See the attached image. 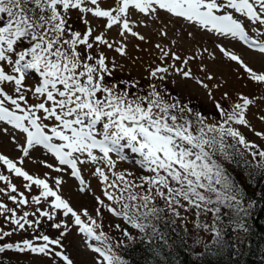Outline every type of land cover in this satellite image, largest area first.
Returning <instances> with one entry per match:
<instances>
[{"label": "snow or ice", "instance_id": "snow-or-ice-1", "mask_svg": "<svg viewBox=\"0 0 264 264\" xmlns=\"http://www.w3.org/2000/svg\"><path fill=\"white\" fill-rule=\"evenodd\" d=\"M73 12L83 31L70 22ZM149 25L160 38L153 45L160 62L146 63L141 79L148 83L117 78L125 71L121 60L137 63L129 55V37L150 43L136 30ZM176 25L181 39L200 35L220 42L212 50L181 55L170 37ZM113 29L116 38L109 37ZM237 45L258 60L259 69L229 47ZM217 61L233 68L239 88L229 87L214 70ZM190 84L203 91L207 114L193 104ZM249 85V92L242 90ZM253 121L264 126V0H112L107 8L102 0H0V137L20 153L11 158L0 152V217L11 225L0 226V254L77 264L64 243L75 232L84 257L80 264H126L104 231L132 238L115 218L156 234L153 220L165 213L197 219L210 213L214 222L221 220L222 208L247 214L225 164L251 166L244 159L248 152L264 169V147L246 136L264 141V127L258 130ZM34 151L54 161L39 160L48 169L43 176L24 168ZM120 161L133 164L139 175L118 173ZM88 166L103 186L93 196L95 215L73 207L63 194L66 177L80 194L90 193ZM105 211L113 218L107 225ZM42 225L58 235L50 237ZM239 227L246 231L243 223ZM209 230L220 237L215 227ZM17 232H30L32 239L4 242Z\"/></svg>", "mask_w": 264, "mask_h": 264}, {"label": "trees", "instance_id": "trees-1", "mask_svg": "<svg viewBox=\"0 0 264 264\" xmlns=\"http://www.w3.org/2000/svg\"><path fill=\"white\" fill-rule=\"evenodd\" d=\"M192 102L205 112L203 106ZM244 159L250 161L251 166L241 162L239 166L225 164V167L242 194L241 203L247 214L236 216L222 208L221 220L214 222L210 213L198 219L188 213H183V218L165 213L163 219L153 220L158 233L132 230L131 239L124 236L112 242L116 245L114 251L126 264H264V169L256 166L248 152ZM240 223L245 225L246 231L239 227ZM198 224L208 228L198 227ZM212 227L220 232V237L209 230ZM204 231H210L212 236L202 243L200 235ZM0 260L12 264L2 254Z\"/></svg>", "mask_w": 264, "mask_h": 264}, {"label": "rangeland", "instance_id": "rangeland-1", "mask_svg": "<svg viewBox=\"0 0 264 264\" xmlns=\"http://www.w3.org/2000/svg\"><path fill=\"white\" fill-rule=\"evenodd\" d=\"M102 4L105 8L109 7L112 4V0H102ZM71 21L74 22V24L81 30L83 31V25L80 23V21L77 18V14L73 12ZM95 23V22H94ZM137 31L142 32L145 34L149 40L151 41L150 43H145V42H140L138 40L133 39L132 37H129V45H128V51L129 55L133 56L137 59L136 64H132L130 60L124 59L121 60V63L124 64L125 66V71L123 73H117V78H127L131 79L132 77H135L136 79H140L141 82H146L148 83L147 80L141 79L145 75V65L147 62L155 61V63H159L160 61L156 59L155 55V49L153 45L159 41V37H156L153 32H152V26L149 25L147 28L143 26H139ZM187 31V30H185ZM174 32L176 35H173L172 32H170V37L172 39L176 40V44L173 45V50L174 51H179L181 55H187L191 54L193 51V48H208L209 50H212L215 48V44L219 43L220 41H215L213 37L211 36H200L197 35L195 40H191L189 38L181 39L180 38V27L179 25H176L174 28ZM116 29H113L109 33L110 38H116ZM167 43V41H166ZM135 44H139L141 49H144L143 52H141L139 49H136L134 47ZM231 50L236 51L237 53L241 54L243 58L254 68L259 69V62L254 61L252 57H250L245 49H242L239 45H237L234 49L229 46ZM109 55H112V53H109ZM216 55L219 56V52H216ZM205 62L212 64L211 58L205 54ZM199 63V61H197ZM193 71L197 73V75H201L196 67V64L194 63L192 65ZM234 67V66H233ZM214 70H217L219 73L223 74V79L228 81V86L231 87L233 84H236V87H240V85L235 81V77L232 74L233 68L229 67L226 62H220L217 61L213 65ZM219 78V77H218ZM28 84H32L33 80L29 79L27 81ZM189 89H191L195 94L192 97V100H194L197 104L201 105L205 109V114L209 111V109L206 106V98L203 95V91L196 92L195 91V86L190 84ZM223 90V89H222ZM245 92H249L251 90V85H249L248 88L242 89ZM175 92V90H174ZM217 96L220 95L219 92L216 93ZM182 99L184 98L183 96L181 97ZM255 111V109H253ZM251 115L249 116V119H251ZM253 124L255 127L259 130L261 129L262 126L259 122L253 121ZM246 136L250 141H255L258 145H261L264 147V141H261L257 139L252 133L246 132ZM0 152L4 153L5 155H8L11 158H17L19 157L20 153L17 151H14V145L9 143L7 137H0ZM32 157L34 159L32 160H25L24 163V168L30 173V174H39L40 176H43V174L48 171L47 168H44L40 166L39 160L40 159H48L49 162L54 163L53 160H51L46 154L42 156L41 152L39 151H34L32 152ZM113 159H116L115 155H113ZM90 168L91 166H88L84 170V176L86 180L89 182L91 185V191L87 196H84L79 193L76 185V182L70 178H65L67 183L64 185V196L66 198H70L71 203L73 207L79 209L80 207H86L90 212H92L93 215L95 213L93 212V205L95 204V201L93 199V196H100L102 193V188L103 186L99 184L93 176L90 174ZM125 170L130 171L136 175H139L140 170L135 167L133 164L125 161H120L117 163L116 166V171L118 173L124 172ZM53 175H56L53 173ZM13 183L17 184V186H20L22 184V181L17 178H13ZM3 185L0 184V187ZM21 191H24L22 187H20ZM35 194V190L33 192ZM5 202L8 203L9 207H15L11 202L7 201L6 198ZM105 216V224L107 225L108 220L113 219L112 217L109 216V214L105 211L104 213ZM114 223H121L124 225L129 232L134 230L133 232H136V229H132L130 225H126L124 221H122L120 218H115L113 221ZM0 226L7 228H10L11 225H6L3 217H0ZM41 230L45 231L46 234H48L50 237H55L58 235L56 230L51 229L47 225H42ZM104 231L111 236L112 242L114 241H119L120 239H124V235L121 234L118 230H109L108 227L104 228ZM212 236L210 231H204L200 235V240L201 242H205ZM23 239H32V234L30 232H17L14 233L11 237L6 238L4 242H18L22 241ZM64 243L68 246V251L71 253L73 259L77 261V264H80V261L84 258L82 256V251H81V245H80V239L79 236L76 235L75 232H73L71 235H69ZM2 257L5 258L7 261L11 262L12 264H46V261L41 260L37 257H31L26 254H17L12 251H6L5 253L2 254Z\"/></svg>", "mask_w": 264, "mask_h": 264}]
</instances>
